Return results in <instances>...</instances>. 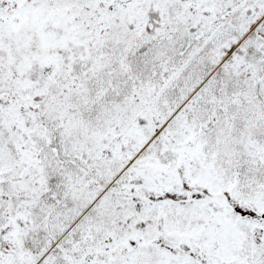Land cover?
Instances as JSON below:
<instances>
[{"label":"snow or ice","instance_id":"1","mask_svg":"<svg viewBox=\"0 0 264 264\" xmlns=\"http://www.w3.org/2000/svg\"><path fill=\"white\" fill-rule=\"evenodd\" d=\"M0 264H264V0H0Z\"/></svg>","mask_w":264,"mask_h":264}]
</instances>
